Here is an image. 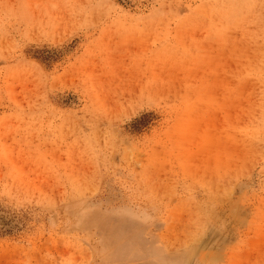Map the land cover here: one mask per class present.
<instances>
[{"label":"rangeland","instance_id":"obj_1","mask_svg":"<svg viewBox=\"0 0 264 264\" xmlns=\"http://www.w3.org/2000/svg\"><path fill=\"white\" fill-rule=\"evenodd\" d=\"M175 262L264 264V0H0V264Z\"/></svg>","mask_w":264,"mask_h":264},{"label":"bare ground","instance_id":"obj_2","mask_svg":"<svg viewBox=\"0 0 264 264\" xmlns=\"http://www.w3.org/2000/svg\"><path fill=\"white\" fill-rule=\"evenodd\" d=\"M108 228H109V227H108ZM117 230H118V229H117ZM101 232H102V231H101ZM107 232H108V231H107ZM107 232H106V233H107ZM106 233H105V234H106ZM118 233H119V231H118ZM121 233H122V232H121ZM121 233H119V234H121ZM108 234H109V233H108ZM122 234H123V233H122ZM114 235H117V234H114ZM114 235H113V236H114ZM123 236H124V235H123ZM130 237H131V236H130ZM135 241H137V240H135ZM130 242H131V241H130ZM122 244H123V243H122ZM149 244H150V243H149ZM141 245H142V244H141ZM149 247H150V246H149ZM135 248H136V247H135ZM137 249H138V248H137ZM148 249H149V248H148ZM118 253H119V251H118ZM176 258H177V257H176ZM167 259H168V258H167ZM172 259H173V258H172ZM172 259H171V260H172ZM179 259H180V258H179ZM179 259H178V260H179ZM169 261H170V260H169ZM128 262H129V261H128ZM175 263H176V262H175ZM176 264H177V263H176Z\"/></svg>","mask_w":264,"mask_h":264}]
</instances>
